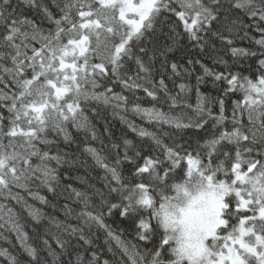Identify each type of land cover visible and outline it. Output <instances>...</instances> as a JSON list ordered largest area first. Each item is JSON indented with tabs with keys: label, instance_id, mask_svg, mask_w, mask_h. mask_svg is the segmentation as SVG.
I'll return each instance as SVG.
<instances>
[{
	"label": "snow or ice",
	"instance_id": "obj_1",
	"mask_svg": "<svg viewBox=\"0 0 264 264\" xmlns=\"http://www.w3.org/2000/svg\"><path fill=\"white\" fill-rule=\"evenodd\" d=\"M109 107L154 125L120 115L149 143L116 137ZM88 157L101 187L58 191ZM43 189L71 202L63 221L29 202L56 209ZM6 233L7 264H264V0H0V239L15 248Z\"/></svg>",
	"mask_w": 264,
	"mask_h": 264
},
{
	"label": "trees",
	"instance_id": "obj_2",
	"mask_svg": "<svg viewBox=\"0 0 264 264\" xmlns=\"http://www.w3.org/2000/svg\"><path fill=\"white\" fill-rule=\"evenodd\" d=\"M54 10V9H53ZM55 11V10H54ZM245 46H247L245 44ZM207 63H209V66H211V63L206 61ZM117 91H119V89H117ZM202 91L205 92H209L210 88L209 87H205L202 89ZM212 95H216L215 92H211ZM138 95H140L141 97H143V93H138ZM237 97H230L228 104H229V109L231 106V100L232 99H236ZM191 102L194 104L195 103V97L193 95ZM145 106H149L148 102L145 100L143 101ZM166 110V109H165ZM102 115L104 117L107 118L108 124L111 128V131L113 132V134L116 137H123V138H127L129 140H131L133 142V144H140V143H149L147 138H143V140L137 135V133L133 132L127 125V123L122 122L120 120V115H124L127 121H132L134 122L136 125L138 126H142L147 128L149 131H155L156 128L154 125H150L148 124L145 120H143L140 116H137L131 112L129 113H123L121 112L119 115H113L112 109L109 108H102ZM177 111H179L177 109ZM175 114V113H174ZM98 130L103 133V127H104V120L101 119L99 121V124L97 125ZM210 127V125H209ZM189 135H199V137H205L206 133L205 132H189ZM108 143V140L105 139V144ZM95 146L99 147V141L95 142ZM88 159V166L86 168H81L79 171H73L71 173V179L67 180V181H63L61 182V188L58 189V191H61L63 188V184L64 183H72V186L80 189V190H84L87 187V184H95L96 187H101L103 181L101 180V177L104 175V172L102 169L99 168H95L93 161L91 160L90 157L87 158ZM127 167V166H126ZM84 177V180H80V179H76V177ZM86 181V183H85ZM41 195H45L48 197L49 201H51V203H54L57 205L56 209H53L51 207V204L49 205H43L38 201H29L30 203H35V206L38 208H41L43 212L49 214V215H55L59 220L63 221L65 219L63 211L61 209V205L64 203H71L70 201H66L64 196L59 197L58 199H53L52 194L47 192L46 189H43L40 191ZM67 195V193H65V196ZM73 207H76V211L78 212L80 210V206H77L76 204L72 205ZM91 210V209H90ZM17 211H19V209H17ZM22 224L25 225V231H27L29 233L30 236H34L35 234L32 232V228L35 227L34 222L31 220L30 217L27 216L26 212L21 213V221ZM68 222H71L73 224L78 223V221L73 217L71 218ZM106 222L110 225H112L114 228L117 229L118 232H122V239L125 240H131L134 243H137L138 241L134 240V236H135V232L132 226L131 221L129 220H125L123 218H120L118 216V214H115L113 217L107 218ZM43 224L47 225V220L42 222ZM50 231L53 234H57L59 232L58 229L56 228H51ZM6 235H10L11 236V240L13 244H16V247L13 248L8 242H6L4 239H0V248H8V250L10 252H12L14 255L18 253L19 251V245L18 243L15 241V237L14 234H7ZM92 236L93 237H98V239H94V247L98 249L99 255L101 256V260L103 259H111L112 258V254L109 253L107 251V247L108 245L105 244V233L103 232V230H99L97 231L95 229V227H93L92 229ZM73 243H76L75 239L73 240ZM82 243V242H81ZM141 244V247H151V245H145L143 242H139ZM112 247L115 249V242L112 241L111 242ZM53 247H56L55 243L53 242ZM0 264H7V261L5 258L0 257Z\"/></svg>",
	"mask_w": 264,
	"mask_h": 264
}]
</instances>
